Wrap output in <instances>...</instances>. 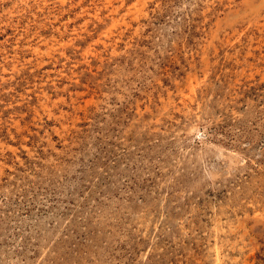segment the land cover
I'll list each match as a JSON object with an SVG mask.
<instances>
[{
  "label": "rangeland",
  "instance_id": "374dc122",
  "mask_svg": "<svg viewBox=\"0 0 264 264\" xmlns=\"http://www.w3.org/2000/svg\"><path fill=\"white\" fill-rule=\"evenodd\" d=\"M0 264H264V0H0Z\"/></svg>",
  "mask_w": 264,
  "mask_h": 264
}]
</instances>
